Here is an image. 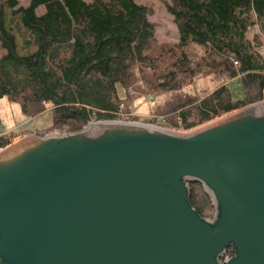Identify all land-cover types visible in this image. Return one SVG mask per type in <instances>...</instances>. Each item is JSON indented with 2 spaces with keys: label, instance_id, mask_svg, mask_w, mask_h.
I'll list each match as a JSON object with an SVG mask.
<instances>
[{
  "label": "water",
  "instance_id": "1",
  "mask_svg": "<svg viewBox=\"0 0 264 264\" xmlns=\"http://www.w3.org/2000/svg\"><path fill=\"white\" fill-rule=\"evenodd\" d=\"M0 264H264V101L193 133L102 121L1 149Z\"/></svg>",
  "mask_w": 264,
  "mask_h": 264
},
{
  "label": "trees",
  "instance_id": "2",
  "mask_svg": "<svg viewBox=\"0 0 264 264\" xmlns=\"http://www.w3.org/2000/svg\"><path fill=\"white\" fill-rule=\"evenodd\" d=\"M26 2L0 0V99L27 118L51 108L42 135L119 120L138 96L167 97L162 126L183 130L264 100V0H168L173 44L158 43L140 0ZM192 48L202 57L193 59ZM203 74L239 79L243 97L233 99L226 84L204 97L186 92L184 84ZM12 137L0 130V149ZM191 186V207L211 217L209 198Z\"/></svg>",
  "mask_w": 264,
  "mask_h": 264
},
{
  "label": "rangeland",
  "instance_id": "3",
  "mask_svg": "<svg viewBox=\"0 0 264 264\" xmlns=\"http://www.w3.org/2000/svg\"><path fill=\"white\" fill-rule=\"evenodd\" d=\"M85 1H89V0H85ZM21 3L26 4L27 2L26 0H21ZM140 3L146 5L148 8L151 9V15L149 16V21L155 27L158 43L160 44L176 43L178 41V33L176 30V26L173 22L172 17L167 13L165 7L166 4L168 3V0H140ZM257 33L258 30L256 27L251 28L249 30V37L252 38V36ZM263 47L260 49V54L262 56H264ZM3 53L4 51L0 48V57L3 55ZM202 53H203L202 49L194 48L192 51V55L194 57L193 59L197 60L201 58ZM221 84H226L227 87H229L233 99H240L243 97L242 86L240 80L237 78L232 80H222L217 78L216 75L203 74L195 77L193 81L191 80V83L189 85L187 84L184 85L186 86L185 87L186 92L190 94H195L196 96L199 97H204L210 94L211 92H213L215 89H217ZM135 95L138 96L137 94ZM167 100L168 98L165 96H156L155 98H152L150 96L148 97L138 96L135 99L133 98L132 102L128 106L129 108H123L122 114L120 115L121 118L119 120H114V121L146 124L154 127H160L166 130H171L172 132H177V133H192L195 130L197 131V129H201L206 125L214 123L232 113L241 110V108L234 110L206 124L191 128L189 130H183L181 128L172 129L162 126L166 123L165 117L168 116V114H166L165 111L163 110L166 109L165 104ZM51 120H52L51 108H49L48 106L46 107V110H44V112H42L40 115L34 118H27L24 114H22L19 104L15 102H9L6 98L0 99V130L3 133H8V134L13 133L11 144L18 140L27 138L29 135H34V134L38 136H44L46 134L63 135L64 133L65 134L67 133L63 131L53 130L51 132L42 135L41 133L45 131L44 129L47 130V128L50 126ZM97 122H102V121H97ZM97 122H90V123H97ZM90 123H88L84 128H87V126ZM212 217L213 216L208 218L211 219Z\"/></svg>",
  "mask_w": 264,
  "mask_h": 264
},
{
  "label": "flooded vegetation",
  "instance_id": "4",
  "mask_svg": "<svg viewBox=\"0 0 264 264\" xmlns=\"http://www.w3.org/2000/svg\"><path fill=\"white\" fill-rule=\"evenodd\" d=\"M210 201V200H209ZM214 214V213H213ZM213 216V215H212ZM205 218H208V217H205ZM227 255H231V253H230V250L228 249V251H227Z\"/></svg>",
  "mask_w": 264,
  "mask_h": 264
},
{
  "label": "bare ground",
  "instance_id": "5",
  "mask_svg": "<svg viewBox=\"0 0 264 264\" xmlns=\"http://www.w3.org/2000/svg\"><path fill=\"white\" fill-rule=\"evenodd\" d=\"M154 127V126H153ZM195 132V131H194ZM193 133V132H192Z\"/></svg>",
  "mask_w": 264,
  "mask_h": 264
}]
</instances>
